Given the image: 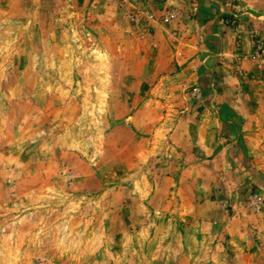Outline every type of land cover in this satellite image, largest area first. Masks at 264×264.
Masks as SVG:
<instances>
[{"label": "rangeland", "instance_id": "obj_1", "mask_svg": "<svg viewBox=\"0 0 264 264\" xmlns=\"http://www.w3.org/2000/svg\"><path fill=\"white\" fill-rule=\"evenodd\" d=\"M205 2L0 0V264H264V30Z\"/></svg>", "mask_w": 264, "mask_h": 264}, {"label": "crops", "instance_id": "obj_2", "mask_svg": "<svg viewBox=\"0 0 264 264\" xmlns=\"http://www.w3.org/2000/svg\"><path fill=\"white\" fill-rule=\"evenodd\" d=\"M170 2H176V0H169ZM205 2L206 7H210L214 4V1L216 0H203ZM220 1L219 10L214 9V11L220 12L221 10H233L232 12H238V15L240 16L239 21L240 24L238 26L239 29L236 30V32H233V35H238L241 38V41L243 43V50H247L250 47V44H252L251 36L247 35L245 33L244 27L252 28L254 30H264V0H217ZM231 33V32H230ZM225 51L223 54L228 51L230 53L231 47L230 44L228 47L223 48ZM231 54V53H230ZM243 64L247 65L248 62H242ZM250 63V62H249ZM242 114L243 119H264V113L261 112H255L254 114L248 115V114ZM219 120V119H218ZM220 121V120H219ZM221 123V121H220ZM260 129V128H258ZM261 132L264 133V130Z\"/></svg>", "mask_w": 264, "mask_h": 264}, {"label": "trees", "instance_id": "obj_3", "mask_svg": "<svg viewBox=\"0 0 264 264\" xmlns=\"http://www.w3.org/2000/svg\"><path fill=\"white\" fill-rule=\"evenodd\" d=\"M209 47L211 46V45H208ZM220 117H221V115H220ZM222 118V117H221ZM223 126H224V128H229V127H231L230 126V124L228 123V122H226V121H223Z\"/></svg>", "mask_w": 264, "mask_h": 264}]
</instances>
